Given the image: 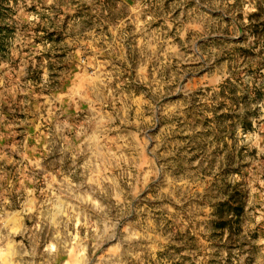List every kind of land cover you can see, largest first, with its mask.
I'll list each match as a JSON object with an SVG mask.
<instances>
[{"label": "rangeland", "instance_id": "1", "mask_svg": "<svg viewBox=\"0 0 264 264\" xmlns=\"http://www.w3.org/2000/svg\"><path fill=\"white\" fill-rule=\"evenodd\" d=\"M0 264H264V0H0Z\"/></svg>", "mask_w": 264, "mask_h": 264}, {"label": "trees", "instance_id": "2", "mask_svg": "<svg viewBox=\"0 0 264 264\" xmlns=\"http://www.w3.org/2000/svg\"><path fill=\"white\" fill-rule=\"evenodd\" d=\"M226 213H227V212L222 213L221 216L224 217V216L226 215Z\"/></svg>", "mask_w": 264, "mask_h": 264}]
</instances>
